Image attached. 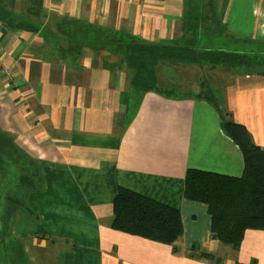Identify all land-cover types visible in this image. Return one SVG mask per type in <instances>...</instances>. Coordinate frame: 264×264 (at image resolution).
<instances>
[{"label":"crops","instance_id":"obj_1","mask_svg":"<svg viewBox=\"0 0 264 264\" xmlns=\"http://www.w3.org/2000/svg\"><path fill=\"white\" fill-rule=\"evenodd\" d=\"M1 10L36 29L0 20V134L10 141L12 159L17 149L29 155L37 176L22 197L37 219L19 212L11 221L24 256L14 259L264 264V231L248 230L235 250L212 239L207 206L184 197L188 169L232 177L245 170L218 111L184 95L200 93L206 79L232 120L264 149V68L162 61L157 85L177 93L167 98L132 89L123 56L97 45L108 30L162 46L196 39L202 49L264 52V0H0ZM118 188L181 212L184 234L175 248L110 227ZM19 192L0 181L3 213L6 196Z\"/></svg>","mask_w":264,"mask_h":264},{"label":"trees","instance_id":"obj_2","mask_svg":"<svg viewBox=\"0 0 264 264\" xmlns=\"http://www.w3.org/2000/svg\"><path fill=\"white\" fill-rule=\"evenodd\" d=\"M18 19L9 11H0V20L6 25L36 31L28 21L25 22L26 25H23V23H18ZM107 33L108 36H105L102 42L98 41L97 45L103 44L112 53L123 56L132 72L131 88L142 94L157 92L167 98H174L177 94L172 89H160L157 85L155 70L162 61L197 65L201 68L223 66L233 69L252 64L264 66V60L260 58L264 52L260 51L255 54H246L202 49L197 47L196 39L190 40L186 46H162L143 43L125 33L118 34L108 30ZM184 97L210 103L221 117L224 132L243 153L245 170L241 177L188 169L184 187V197L187 201L207 206L212 218V239L239 250L248 230L264 231V149L253 142L244 126L232 120L222 98L206 79L202 83L200 93L185 94ZM3 139L4 136L0 134V181L6 187V174L9 176L12 167H17L21 174L16 183L21 192L17 195L8 194L6 196L0 248L6 252L14 250L15 247L19 248V254L24 258L23 250H21L23 245L13 240L10 225L19 212L27 213L37 219L35 212L22 199L25 196L23 190L33 191L35 189L37 176L31 173V166L34 162L31 161L29 155L17 149L16 156L12 155L15 159H12L9 149L10 141ZM110 227L126 234L172 245L174 248L184 234V223L179 210L125 188L117 190ZM201 257L213 258V255L202 253Z\"/></svg>","mask_w":264,"mask_h":264},{"label":"rangeland","instance_id":"obj_3","mask_svg":"<svg viewBox=\"0 0 264 264\" xmlns=\"http://www.w3.org/2000/svg\"><path fill=\"white\" fill-rule=\"evenodd\" d=\"M214 45H216V44H214ZM216 46H218V45H216ZM260 58H262L264 60V55H260ZM261 68H262V65L252 64L250 66L241 67L240 69L241 70H245V69H257V70H259ZM263 68H264V66H263ZM15 174H17V175L15 176ZM19 174H21V173H19V172H17V173L11 172L9 174V176L6 174V179H5L6 182H5V184H6V188L7 189H9L10 186L12 188H15L17 186L16 185V180H18L17 178L20 176ZM4 199H5V197H4ZM3 251L0 250V264H27L25 261H22L20 263L19 261H17V259H14L16 257L21 256L19 254V248H16V247L14 248V250H13L14 253H12V257L10 255L9 251L8 252H6V251L3 252Z\"/></svg>","mask_w":264,"mask_h":264},{"label":"water","instance_id":"obj_4","mask_svg":"<svg viewBox=\"0 0 264 264\" xmlns=\"http://www.w3.org/2000/svg\"><path fill=\"white\" fill-rule=\"evenodd\" d=\"M2 213H3V210L0 209V233H1L2 230H3V223H2V221H1Z\"/></svg>","mask_w":264,"mask_h":264}]
</instances>
